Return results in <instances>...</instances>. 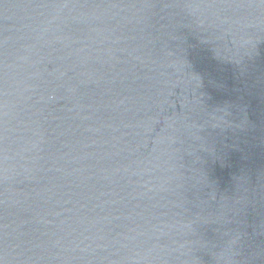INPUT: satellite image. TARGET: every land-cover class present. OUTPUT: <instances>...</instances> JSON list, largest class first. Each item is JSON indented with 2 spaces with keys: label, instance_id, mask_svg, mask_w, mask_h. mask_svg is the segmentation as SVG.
<instances>
[{
  "label": "water",
  "instance_id": "water-1",
  "mask_svg": "<svg viewBox=\"0 0 264 264\" xmlns=\"http://www.w3.org/2000/svg\"><path fill=\"white\" fill-rule=\"evenodd\" d=\"M0 264H264V0H0Z\"/></svg>",
  "mask_w": 264,
  "mask_h": 264
}]
</instances>
